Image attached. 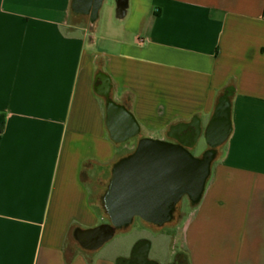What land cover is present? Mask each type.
Instances as JSON below:
<instances>
[{
    "label": "crops",
    "instance_id": "crops-1",
    "mask_svg": "<svg viewBox=\"0 0 264 264\" xmlns=\"http://www.w3.org/2000/svg\"><path fill=\"white\" fill-rule=\"evenodd\" d=\"M93 5L0 0V264H137L148 243L167 264H264V0ZM193 123L189 152H214L198 198L139 216L172 232L84 249L77 231L111 224L116 164Z\"/></svg>",
    "mask_w": 264,
    "mask_h": 264
},
{
    "label": "flooded vegetation",
    "instance_id": "flooded-vegetation-1",
    "mask_svg": "<svg viewBox=\"0 0 264 264\" xmlns=\"http://www.w3.org/2000/svg\"><path fill=\"white\" fill-rule=\"evenodd\" d=\"M196 130L195 123L177 128L171 134L182 140L178 146L144 143L116 164L113 191L119 210L162 223L176 218L187 195L192 201L198 198L204 165L189 152ZM209 154L214 152L205 156ZM135 263L144 264L140 257Z\"/></svg>",
    "mask_w": 264,
    "mask_h": 264
},
{
    "label": "water",
    "instance_id": "water-1",
    "mask_svg": "<svg viewBox=\"0 0 264 264\" xmlns=\"http://www.w3.org/2000/svg\"><path fill=\"white\" fill-rule=\"evenodd\" d=\"M101 0H77L78 6L81 9H88L90 8V4L95 2L93 5L95 11H97L99 7V3ZM229 105H230V97L229 94H223L218 103L216 118L214 121V126L219 128L221 133L224 134L227 131V117L229 112ZM218 129V130H219ZM212 156L211 154L205 156L203 160H200L204 165V169L201 172L200 180L202 184V188L206 182V179L209 175L210 163H211ZM114 182L112 184L111 190L106 197V211L109 217L111 218V224L99 226L89 230H79L76 233V238L79 241L80 245L89 251H95L102 248L106 245L109 241H111L114 236L119 231L126 230L133 222L136 216H145L140 215L135 212H123L117 208V205L114 200ZM125 244H119L117 249H124ZM150 244H146L144 249L139 251L138 249L135 251L133 257H140L141 261L144 264H157L149 260V252H150ZM124 260H120L119 263L123 262Z\"/></svg>",
    "mask_w": 264,
    "mask_h": 264
},
{
    "label": "rangeland",
    "instance_id": "rangeland-1",
    "mask_svg": "<svg viewBox=\"0 0 264 264\" xmlns=\"http://www.w3.org/2000/svg\"><path fill=\"white\" fill-rule=\"evenodd\" d=\"M208 142L207 139H203L197 147L191 149L190 153L193 155L195 158L202 157L206 150H207ZM95 200V199H94ZM172 230L165 228V229H158L157 227L153 226L150 223L145 222L142 218L139 216H136L129 227V230L127 232H120L116 234V236L109 241L105 247L108 245L114 243L118 239L125 238V237H130L132 239H146L148 241H153L155 239V236L157 234H163V233H171ZM168 247L165 248L163 251L162 255L159 257H156L152 252L149 255V258L153 261L158 262L159 264H167L168 260L171 258V253L170 251L168 252ZM179 260L181 261L182 264H187V257L184 253L179 254L178 256Z\"/></svg>",
    "mask_w": 264,
    "mask_h": 264
},
{
    "label": "trees",
    "instance_id": "trees-1",
    "mask_svg": "<svg viewBox=\"0 0 264 264\" xmlns=\"http://www.w3.org/2000/svg\"><path fill=\"white\" fill-rule=\"evenodd\" d=\"M5 124H6V117H5V115L0 114V134L3 133V131L5 129ZM178 258L179 257L177 256V259L174 262V264H182Z\"/></svg>",
    "mask_w": 264,
    "mask_h": 264
}]
</instances>
